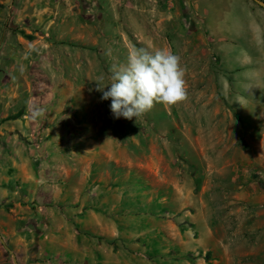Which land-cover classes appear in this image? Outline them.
<instances>
[{
    "label": "rangeland",
    "instance_id": "374dc122",
    "mask_svg": "<svg viewBox=\"0 0 264 264\" xmlns=\"http://www.w3.org/2000/svg\"><path fill=\"white\" fill-rule=\"evenodd\" d=\"M133 47L187 101L115 118ZM0 264H264V7L0 0Z\"/></svg>",
    "mask_w": 264,
    "mask_h": 264
},
{
    "label": "clouds",
    "instance_id": "9594fccd",
    "mask_svg": "<svg viewBox=\"0 0 264 264\" xmlns=\"http://www.w3.org/2000/svg\"><path fill=\"white\" fill-rule=\"evenodd\" d=\"M185 75L181 57L170 48L153 51L133 47L125 63L112 67L110 83H104L103 75L95 82L96 90L102 93L101 99H111L115 118L138 120L156 104L170 107L187 101ZM222 83L228 87L223 80Z\"/></svg>",
    "mask_w": 264,
    "mask_h": 264
},
{
    "label": "water",
    "instance_id": "95a60500",
    "mask_svg": "<svg viewBox=\"0 0 264 264\" xmlns=\"http://www.w3.org/2000/svg\"><path fill=\"white\" fill-rule=\"evenodd\" d=\"M255 2H257L258 4L262 5L264 7V2H262L261 0H254Z\"/></svg>",
    "mask_w": 264,
    "mask_h": 264
}]
</instances>
